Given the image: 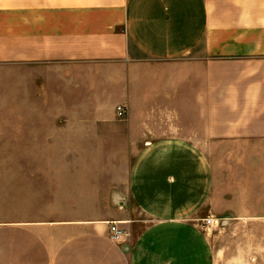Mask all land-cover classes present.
<instances>
[{"label": "crops", "instance_id": "obj_1", "mask_svg": "<svg viewBox=\"0 0 264 264\" xmlns=\"http://www.w3.org/2000/svg\"><path fill=\"white\" fill-rule=\"evenodd\" d=\"M238 261L264 264V0H0V264Z\"/></svg>", "mask_w": 264, "mask_h": 264}, {"label": "built area", "instance_id": "obj_2", "mask_svg": "<svg viewBox=\"0 0 264 264\" xmlns=\"http://www.w3.org/2000/svg\"><path fill=\"white\" fill-rule=\"evenodd\" d=\"M117 116L119 118L125 117L126 109L125 107L118 106L116 108ZM206 225L211 224V219L207 218L204 220ZM127 236V232L124 228L120 227L118 223L112 222L109 227V239L114 242H121Z\"/></svg>", "mask_w": 264, "mask_h": 264}, {"label": "rangeland", "instance_id": "obj_3", "mask_svg": "<svg viewBox=\"0 0 264 264\" xmlns=\"http://www.w3.org/2000/svg\"><path fill=\"white\" fill-rule=\"evenodd\" d=\"M243 262H244V261H242V262H239V261H238L237 264H244ZM248 262L255 263L256 261H254V260L250 261V260H249Z\"/></svg>", "mask_w": 264, "mask_h": 264}]
</instances>
